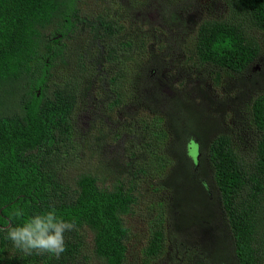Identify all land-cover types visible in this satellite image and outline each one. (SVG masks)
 Returning <instances> with one entry per match:
<instances>
[{"label": "trees", "instance_id": "16d2710c", "mask_svg": "<svg viewBox=\"0 0 264 264\" xmlns=\"http://www.w3.org/2000/svg\"><path fill=\"white\" fill-rule=\"evenodd\" d=\"M81 1L0 0V264L88 261L80 236L86 231L92 238L94 264L127 261L131 229L125 218L139 202L127 177L145 173L138 154L129 153V161L120 165L127 174L111 185L102 184L91 171L75 177L66 171L73 156L78 160L73 122L85 65L79 58L77 80L64 84L56 82L54 69L67 58V41L77 33L88 30L101 49L120 34L109 14L84 15ZM223 2L225 17L204 19L196 29L195 59L201 66L238 75L250 72L253 79L264 70L257 37L264 32V0ZM171 17L179 19L177 11ZM226 40L229 46L223 47ZM215 44L221 47L214 49ZM132 46L129 41L107 45L97 67L118 62L127 55L121 50ZM145 80L146 92L156 90L151 74ZM110 85L115 86L114 81ZM152 97L144 99L153 103ZM117 104L111 101L109 106ZM166 107L170 141L167 132L155 134L146 146L154 143L166 149L154 158L170 169L162 189L172 197L167 207L151 209L157 216L145 256L152 261L181 251L174 248L180 241L186 261L193 264H264V93L251 103L250 123L257 135L249 154L239 152L230 136L219 134L218 122L206 110L178 98ZM192 140L200 147L197 170L188 151ZM52 207L58 216L76 221V230L65 233L66 251L59 258L25 256L6 239L9 226ZM218 207L226 226L219 225ZM17 209H23L22 219L13 215ZM201 234L206 240L198 245Z\"/></svg>", "mask_w": 264, "mask_h": 264}, {"label": "rangeland", "instance_id": "374dc122", "mask_svg": "<svg viewBox=\"0 0 264 264\" xmlns=\"http://www.w3.org/2000/svg\"><path fill=\"white\" fill-rule=\"evenodd\" d=\"M81 5L84 15L95 18L100 13L109 14L111 21L117 23L120 34L107 45L129 41L133 46L121 50L127 55L118 62L98 68L96 64L103 61L107 45L103 49L97 46L88 30L67 41V58L54 69L56 82L74 80L79 72V58L85 73L80 76L83 79L73 122V150L78 160L73 156L66 171L72 177L91 171L102 184L111 185L127 174L120 165L126 164L129 153L135 151L145 173L127 177L129 183L133 180L139 202L125 218L131 229L126 264H193L192 260L186 261L180 241L174 248L181 251L152 261L145 256L150 225L157 216L151 209L167 207L172 197L170 191L162 189L170 169L154 158L166 149L154 143L147 148V140L167 132L170 141L165 110L170 101L178 98L206 110L218 122L219 134L230 136L239 152L251 153L257 134L250 123V109L252 100L264 93V70L252 79L250 72L238 75L197 63L193 53L196 29L204 19L225 17L223 0H82ZM173 11H177L179 19H172ZM257 37L263 47L264 66V32L257 33ZM150 74L156 90L146 92L145 77ZM113 81L115 86L110 85ZM151 96L153 103L146 102L144 98ZM111 101L119 104L111 109ZM154 122L160 124L158 128ZM217 211L219 225L226 226L219 207ZM80 236L89 260L77 264H94L91 234L86 231ZM200 239L203 243L206 235H198V245ZM202 259L203 255L198 261Z\"/></svg>", "mask_w": 264, "mask_h": 264}, {"label": "clouds", "instance_id": "9594fccd", "mask_svg": "<svg viewBox=\"0 0 264 264\" xmlns=\"http://www.w3.org/2000/svg\"><path fill=\"white\" fill-rule=\"evenodd\" d=\"M229 43L224 41L223 47H228ZM217 47L221 45H213L214 49ZM13 215L22 219L24 211L17 209ZM73 230H76V221L58 216L56 209L52 207L44 213L23 219L19 225L9 226L6 229V239L25 256L48 254L59 258L66 251L65 233Z\"/></svg>", "mask_w": 264, "mask_h": 264}, {"label": "water", "instance_id": "95a60500", "mask_svg": "<svg viewBox=\"0 0 264 264\" xmlns=\"http://www.w3.org/2000/svg\"><path fill=\"white\" fill-rule=\"evenodd\" d=\"M189 156L193 159L195 164V169L197 170L199 167V158L201 156L200 154V147L199 145L192 140L188 146Z\"/></svg>", "mask_w": 264, "mask_h": 264}, {"label": "bare ground", "instance_id": "6f19581e", "mask_svg": "<svg viewBox=\"0 0 264 264\" xmlns=\"http://www.w3.org/2000/svg\"><path fill=\"white\" fill-rule=\"evenodd\" d=\"M157 162V161H156Z\"/></svg>", "mask_w": 264, "mask_h": 264}]
</instances>
